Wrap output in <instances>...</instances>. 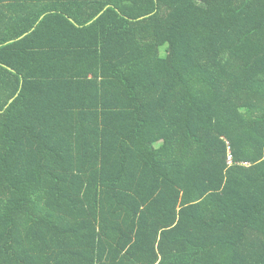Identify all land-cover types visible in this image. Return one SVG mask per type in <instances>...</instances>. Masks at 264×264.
Masks as SVG:
<instances>
[{
  "label": "trees",
  "instance_id": "trees-1",
  "mask_svg": "<svg viewBox=\"0 0 264 264\" xmlns=\"http://www.w3.org/2000/svg\"><path fill=\"white\" fill-rule=\"evenodd\" d=\"M0 264H264V0H0Z\"/></svg>",
  "mask_w": 264,
  "mask_h": 264
}]
</instances>
